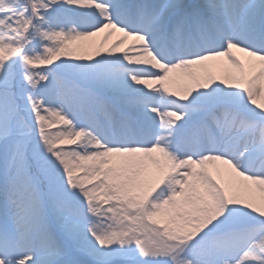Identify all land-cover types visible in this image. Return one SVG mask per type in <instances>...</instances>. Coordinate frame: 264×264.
I'll return each instance as SVG.
<instances>
[{"label": "snow or ice", "instance_id": "1", "mask_svg": "<svg viewBox=\"0 0 264 264\" xmlns=\"http://www.w3.org/2000/svg\"><path fill=\"white\" fill-rule=\"evenodd\" d=\"M0 264H264V0H0Z\"/></svg>", "mask_w": 264, "mask_h": 264}, {"label": "rangeland", "instance_id": "2", "mask_svg": "<svg viewBox=\"0 0 264 264\" xmlns=\"http://www.w3.org/2000/svg\"><path fill=\"white\" fill-rule=\"evenodd\" d=\"M119 35H120V34H116L114 40H113L112 37H111V39H109V40L107 41V45H106V47H105V49H104L105 52L107 51V47H110V46L116 41V39L119 37ZM103 40H104V39H103ZM96 42H97V43H96ZM101 42H103V41L100 40V39H99V40H98V39L95 40V43H96L97 45H99ZM129 43H130V42H129ZM124 47L126 48V47H128V45L126 44ZM94 50H95V49H93V51H94ZM122 50H123V49H121V51H122ZM238 55H242V54H239V53H238ZM215 71H216V73H217L218 76L222 74V72H221L220 69H216ZM174 88L178 90V89L180 88V85L177 84V85L174 86Z\"/></svg>", "mask_w": 264, "mask_h": 264}, {"label": "bare ground", "instance_id": "3", "mask_svg": "<svg viewBox=\"0 0 264 264\" xmlns=\"http://www.w3.org/2000/svg\"><path fill=\"white\" fill-rule=\"evenodd\" d=\"M104 35H105V34H101V35L98 36V37H94V38H93V41H95L96 39H98V40L100 39V40L103 41V39H104ZM112 39H113V40L115 39V35L112 37ZM96 43H97V42H96Z\"/></svg>", "mask_w": 264, "mask_h": 264}]
</instances>
